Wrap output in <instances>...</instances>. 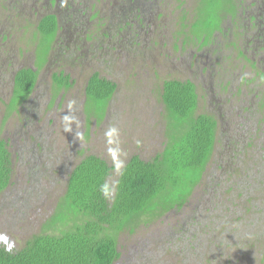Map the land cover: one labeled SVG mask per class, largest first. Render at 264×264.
<instances>
[{"label":"rangeland","instance_id":"1","mask_svg":"<svg viewBox=\"0 0 264 264\" xmlns=\"http://www.w3.org/2000/svg\"><path fill=\"white\" fill-rule=\"evenodd\" d=\"M68 1L0 0V139L15 160L12 185L0 196V245L19 251L34 236L60 234L48 222L69 174L85 158L96 156L115 168L112 186L133 157L154 159L166 142L165 82L189 81L199 96L197 115L218 123L205 179L216 173L219 153L231 168L242 152L241 168L236 161L225 170L238 188L216 201L214 215L210 205H200L211 192L202 191L206 181L184 215L136 221V228L118 235L122 257L116 264H153L152 251L163 258L154 256L155 264H264V27L257 26L264 21L254 18L264 2L73 0L68 7ZM54 13L59 32L48 45L38 27ZM196 22L200 33L192 36ZM217 22L223 32L217 29L202 47L195 39ZM21 70L35 71L37 85L11 111ZM62 72L72 87L59 90ZM95 73L118 85L106 113L86 94Z\"/></svg>","mask_w":264,"mask_h":264},{"label":"trees","instance_id":"2","mask_svg":"<svg viewBox=\"0 0 264 264\" xmlns=\"http://www.w3.org/2000/svg\"><path fill=\"white\" fill-rule=\"evenodd\" d=\"M206 1L216 3L219 0ZM57 17H44L38 27L48 45H52L58 36ZM222 27L218 22L205 25L204 38L195 41L202 47L207 46L215 39L217 29L223 32ZM199 29L196 22L192 28V36L200 33ZM37 80L38 74L33 70L18 72L11 111L18 110L33 94ZM56 84L59 90L70 88L71 77H66L62 72L60 76H56ZM117 90V84L95 73L88 83L86 94L89 102L92 101L106 113V108ZM162 100L168 114L166 142L162 152L150 161H144L140 156L133 157L121 170L114 186L109 184V179L115 168L107 161L96 156L82 160L69 174L65 185L66 192L57 206L56 214L48 222V229L59 230L60 234L44 233L34 236L19 251L10 250L5 244L0 245V264H116L122 257L118 241L120 233L136 228V221L140 222L141 219L146 218V223H152L169 214L184 215L186 208L195 199L197 189L206 181L207 185L202 191L211 192L202 198L200 205H210V213L214 215L216 201L224 195L236 192L235 187L238 185L231 183L232 180L225 175V170L232 171L236 161L239 162L237 167L241 168L239 165L245 155L239 152L232 159V163H228L232 164L229 168L226 164L222 165L219 153L215 171L221 172V177L220 174L216 176L213 173L210 180H206L205 176L218 142L216 119L209 115H197L199 96L192 82H165ZM263 110L264 108L261 112ZM253 124L258 126L259 123ZM249 139L251 141L250 137ZM253 147L251 143L246 151ZM18 158L20 159L19 156ZM14 162L9 143L0 139V196L11 186ZM217 177L222 180L219 181ZM103 185L108 186L107 196L101 192ZM183 234V240H188L187 227ZM151 242L150 240V245ZM153 254V251L148 254L153 264L154 256L156 261L163 260L161 255H158L159 258Z\"/></svg>","mask_w":264,"mask_h":264},{"label":"flooded vegetation","instance_id":"3","mask_svg":"<svg viewBox=\"0 0 264 264\" xmlns=\"http://www.w3.org/2000/svg\"><path fill=\"white\" fill-rule=\"evenodd\" d=\"M261 2H264V1H262L261 0ZM68 3H69V6L68 7H74V5H73V0H69L68 1ZM261 4H263L262 6H263V8L262 9H264V3H261ZM261 9V10H262ZM77 11V10H76ZM262 12V11H261ZM261 12H259L257 15H256V17L258 18V20H262V21H264V12H262V18H261ZM52 15H57L58 17H59V14H57V13H54V14H52ZM90 15V14H89ZM261 26L262 28L264 27V22H260V23H257V26ZM256 26V27H257Z\"/></svg>","mask_w":264,"mask_h":264},{"label":"clouds","instance_id":"4","mask_svg":"<svg viewBox=\"0 0 264 264\" xmlns=\"http://www.w3.org/2000/svg\"><path fill=\"white\" fill-rule=\"evenodd\" d=\"M65 120H68V117H67V116H65ZM64 131L70 133V132H72V128H71L70 126H66V127L64 128ZM76 135L79 136L80 134L77 133ZM11 185H12V183H11ZM9 188H10V187H9ZM9 188H8V189H9ZM101 192H102L105 196H107V195L109 194L108 186H107V185H103V186L101 187ZM4 193H6V192H4Z\"/></svg>","mask_w":264,"mask_h":264}]
</instances>
